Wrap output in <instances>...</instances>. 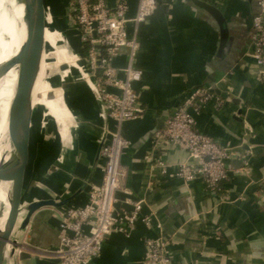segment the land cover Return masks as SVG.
<instances>
[{"label": "crops", "instance_id": "obj_1", "mask_svg": "<svg viewBox=\"0 0 264 264\" xmlns=\"http://www.w3.org/2000/svg\"><path fill=\"white\" fill-rule=\"evenodd\" d=\"M49 1L61 37L46 32L59 38V50L63 49L62 39L71 49L61 31L67 26L69 0ZM137 1L129 0V16H133ZM198 1L220 12L227 28L224 40L215 20L191 0H157L153 12L137 27L139 47L134 66L141 79L133 87L143 111L121 127L122 136L130 143L120 158V184L130 190L132 199L143 200L142 214L153 212L160 227L155 221L150 227L137 222L129 236L111 234L99 256L88 264H140L147 255L145 238L169 240L171 264H264V190L260 183L264 176V84L250 56L251 21L259 7L255 0ZM44 38L48 43V37ZM75 49L81 53L78 40ZM127 56V49L122 48L114 64L123 67ZM62 61L56 60L53 71L60 81H67L65 97L59 87L53 89L59 100L53 98V91L43 94L47 114L51 101L62 109L57 122L53 119L58 134L55 155L48 160H28L24 174L27 192L32 191L34 197L26 200L51 199L53 194L60 198L62 193L73 198L53 215L43 213L32 229L29 225L14 232L22 249L20 264H59L44 250L55 249L61 212L66 206L84 205L89 184L102 178L99 103L82 76L78 58L77 67ZM61 66L66 69L60 74ZM56 81L55 77L51 88ZM201 86L210 87L222 103L211 99L195 115V128L231 148V157L224 160L228 179L213 192L199 177L187 184L169 176L149 185V163L154 158L196 165L186 150L154 148L151 137L182 98ZM35 186H41L40 194L33 192ZM117 197L119 206L130 210L123 202L125 197L121 193Z\"/></svg>", "mask_w": 264, "mask_h": 264}, {"label": "built area", "instance_id": "obj_2", "mask_svg": "<svg viewBox=\"0 0 264 264\" xmlns=\"http://www.w3.org/2000/svg\"><path fill=\"white\" fill-rule=\"evenodd\" d=\"M255 2L259 12L251 21L250 56L256 64L258 79L264 84V0ZM156 5L157 0H138L133 16H129V0H112V4L107 0L70 1L81 51L78 59L83 62V75L99 103L102 121L99 156L103 164L101 181L89 184L86 203L80 207L66 206L61 212L57 227L59 246L44 250L59 264H88L99 256L103 243L111 234L129 236L137 222L150 227L155 221L156 227H160L153 212L142 214L143 200L132 199L130 190L120 184V158L130 143L122 136L121 127L123 123L138 118L143 111L133 87L141 79L140 70L134 66L139 47L137 27ZM122 48L127 49V62L118 67L114 61ZM214 96L208 86L194 88L153 132L151 145L154 148L186 150L196 165L186 162L171 164L154 158L149 163V185L169 176L187 184L199 177L213 192L228 179L224 160L231 157V148L195 128V115ZM215 100L216 104L222 103L220 98ZM260 183L264 190V176ZM118 193L125 197L123 202L130 205V210L119 206ZM143 243L147 255L140 264H171L169 240L145 238Z\"/></svg>", "mask_w": 264, "mask_h": 264}, {"label": "water", "instance_id": "obj_3", "mask_svg": "<svg viewBox=\"0 0 264 264\" xmlns=\"http://www.w3.org/2000/svg\"><path fill=\"white\" fill-rule=\"evenodd\" d=\"M22 1L25 3V19L29 35L27 36L24 47L20 50L18 56H22L21 63L25 58L26 62L23 65V69H21V74L19 75V80L16 84L17 90L7 112V140L4 145V151L10 152V155L6 160L3 159L4 156L0 159V182L11 183L7 195V208L3 205L0 207V215L5 208L7 210L3 227L0 229V264H13L12 260L15 256V249L19 247L21 248L20 242L14 235V230L18 223L17 230H24L29 225L32 229L33 225L38 223V220L42 217L43 213L48 212L49 215H53L55 209L65 206L73 198L72 195L70 196L67 193H62L60 198H57V195L53 194L51 199H38L31 201L24 208L20 206L24 215L22 219L19 220L18 207L20 203L22 205L23 187L20 184L19 189L15 194V190L12 186L15 174L13 170L9 168V164L14 160H23L21 163V171L19 173V181L20 183H23L25 179L24 173L29 160L30 127L34 107L40 106L39 104L33 103V97H35V95L33 96V91L38 79L40 85L45 83V85L51 88V84L48 81L55 75V72L53 71V66L56 63V58L53 56L55 48L45 42V31L47 30L51 33L55 32L58 33L59 36L61 35L55 22V11L49 0ZM191 1L199 8L205 10L215 20L219 28L221 40H224L227 35V28L225 20L217 8L198 0ZM68 11L69 8L67 7L65 10V17H67ZM57 45L58 47L61 46V42H58ZM15 61H17V58ZM25 65L28 73L25 74L23 72L22 74ZM9 70V66L0 65V77ZM214 91L216 93L217 89L214 88ZM159 128L160 127L157 129ZM100 148L101 142L98 143V154ZM23 150L25 153L24 157ZM83 187L84 186H82V188ZM55 234L57 238V243L55 245L56 249L59 246L58 230ZM7 246L10 248L8 247L7 249Z\"/></svg>", "mask_w": 264, "mask_h": 264}, {"label": "bare ground", "instance_id": "obj_4", "mask_svg": "<svg viewBox=\"0 0 264 264\" xmlns=\"http://www.w3.org/2000/svg\"><path fill=\"white\" fill-rule=\"evenodd\" d=\"M25 12H26L25 3L22 0H12V1L0 0V65H6L10 67V70L0 77V159L4 156L3 158L4 160L8 159V156L10 155V152L4 151V147H5L4 145L6 144V140H7V131H6L7 112L10 103L14 98V95L17 90L16 84L19 80L21 69H23V65L26 62V58H25L21 63L22 56L18 57L20 50L23 49L24 44L26 42V38L29 35L28 32L29 30L25 19L26 18ZM45 36L48 37L47 38L48 42L54 38H57V36H55L54 34L52 35L47 34L46 31H45ZM62 45H63L62 50H58L56 48V45H51L52 47L55 48L54 55L56 56V58L59 61L66 59L68 63L77 67L76 65L77 57L72 53L71 49L68 47L64 39H62ZM60 56L62 57L61 59ZM16 58L17 61H15ZM24 67L25 68L22 71V74L23 72L27 74L28 70L26 69V65ZM81 73L82 76L85 78L83 72ZM38 82L39 81L36 82L35 89L33 91V96L35 95ZM53 98L59 100L56 92L53 93ZM68 137L70 138V135H68ZM24 156L25 153L23 150V157ZM22 161L23 160L21 161L14 160L11 161L9 164V168L13 170L15 174L14 181L12 182V186L13 189L15 190V194L18 191L20 184L23 186V183H20L19 181V176H20L19 173L21 171ZM10 186L11 183L0 182V207L3 205L7 208L8 205L7 195ZM20 206L21 203L18 207L19 219L21 220L24 215V212L20 209ZM6 208L3 211V213L0 215V229H2L3 223L6 218V214H7ZM8 247L9 246H7V249Z\"/></svg>", "mask_w": 264, "mask_h": 264}, {"label": "rangeland", "instance_id": "obj_5", "mask_svg": "<svg viewBox=\"0 0 264 264\" xmlns=\"http://www.w3.org/2000/svg\"><path fill=\"white\" fill-rule=\"evenodd\" d=\"M70 1L71 0H69V6H68L69 11H68V15L66 17L67 26H66V29L64 31L63 30H61V31L63 32L64 36L66 37V40L69 43V45L73 51V54L76 55V57L78 58L79 53L75 49L76 48V41L78 40V37H77L76 27L74 26V20H73V16H72L73 8L70 6ZM58 39L59 38L57 37V38L52 39L49 42L47 40V42H48V44L51 43L50 45H56V42H57L56 40H58ZM56 48H57V46H56ZM55 58H56V56H55ZM61 58L62 57L60 56V59ZM56 60L59 62V60L57 58H56ZM60 61H62V60H60ZM65 69H66L65 66H61L59 68L60 74H61V72H64L63 70H65ZM55 77H56L57 81L55 82L53 88L48 87L47 85H45V83L40 85V82H38V84H37V89L35 92V97L33 99V103L39 104L40 106L34 107L33 117H32V121H31V127H30L31 132H30V138H29V156H30L29 160H48L51 157L54 158V155H55L54 154L56 151L55 150L56 149V142H55L56 139L55 138H57L58 134H56L57 131H55V129L52 126L54 125L53 119L57 122V118L59 119L61 117V113H59V111L62 110L61 104H57V103H54L51 101L52 104L50 105V107H48L47 111H48V114H50L53 118L46 113V110L43 107L46 103L45 102L46 99L43 96V94L45 95L44 92H46V93L50 92V91L56 92L58 94V97L60 98L58 91L53 90L54 88L59 87V88H61L62 98H63V96L65 97V88L67 86V81L65 79L63 81H60V78L58 76L54 75L48 82L50 84H52ZM68 77H69V73H68ZM38 81H39V79H38ZM25 174H26V171H25ZM24 181H25V183H24L23 189H22V198L24 200L22 201V205H21L23 208L29 203V200H26V199H29L28 197L33 199V197H34V196H32V191H29V194L27 192L28 181L26 183V178ZM40 191H41V186H35L33 192L35 194H40ZM18 224L15 227V230H14L15 233L17 231ZM21 250L22 249H20V247L15 249V256L13 259L14 261L12 260L13 264H20V260L18 258H19V252Z\"/></svg>", "mask_w": 264, "mask_h": 264}, {"label": "trees", "instance_id": "obj_6", "mask_svg": "<svg viewBox=\"0 0 264 264\" xmlns=\"http://www.w3.org/2000/svg\"><path fill=\"white\" fill-rule=\"evenodd\" d=\"M29 158H30V156H29ZM23 187V186H22Z\"/></svg>", "mask_w": 264, "mask_h": 264}]
</instances>
